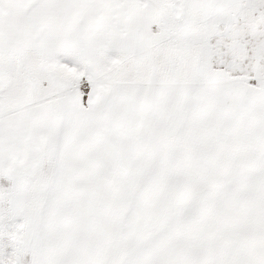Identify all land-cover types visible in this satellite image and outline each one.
Here are the masks:
<instances>
[{
  "label": "snow or ice",
  "instance_id": "obj_1",
  "mask_svg": "<svg viewBox=\"0 0 264 264\" xmlns=\"http://www.w3.org/2000/svg\"><path fill=\"white\" fill-rule=\"evenodd\" d=\"M0 264H264V0H0Z\"/></svg>",
  "mask_w": 264,
  "mask_h": 264
}]
</instances>
